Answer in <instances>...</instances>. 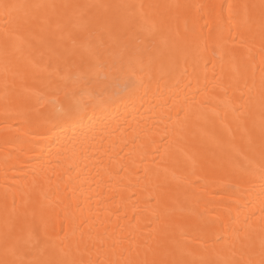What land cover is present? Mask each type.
Here are the masks:
<instances>
[{
  "label": "bare ground",
  "instance_id": "1",
  "mask_svg": "<svg viewBox=\"0 0 264 264\" xmlns=\"http://www.w3.org/2000/svg\"><path fill=\"white\" fill-rule=\"evenodd\" d=\"M0 2L58 6L46 10L53 45L71 48L61 41L67 33L102 31L107 77L85 86L95 99L76 121L54 119L76 89L64 84L49 47L16 51L0 15V260L6 222L22 240L29 231L35 238L20 245L24 261L224 264L247 259L249 247L260 259L264 0ZM243 5L257 6L251 24ZM145 48L151 70L141 72L129 56L148 64ZM225 105L228 119L212 116ZM232 108L250 138L236 131ZM185 112L187 123L177 125Z\"/></svg>",
  "mask_w": 264,
  "mask_h": 264
},
{
  "label": "snow or ice",
  "instance_id": "2",
  "mask_svg": "<svg viewBox=\"0 0 264 264\" xmlns=\"http://www.w3.org/2000/svg\"><path fill=\"white\" fill-rule=\"evenodd\" d=\"M58 6L56 5H45V4H35L30 6H25L21 4L14 3H6L0 2V15L3 16L5 20V29L6 33L15 41H18L19 44L15 47L16 51H22L24 47L28 49H33L34 44H40L49 47L51 52V56L55 59L56 69L57 71H63L64 75L61 77L64 84L67 86L71 84L74 89L71 97L69 98V102L62 106H58L56 109V114L54 119L62 120L65 122L68 121H76L79 117L80 113L85 111L90 103L95 99L93 95L87 90L85 87L87 84L91 82H101V80H107V77L101 78L100 72L102 70L103 65L100 63V57L102 53L99 51V42L102 39L103 32H93L87 31L86 34L80 38L73 36L71 33H67L66 36L61 37V41L67 39L71 42V48L66 47L62 42L52 44L49 39L52 29H53V17L48 15L47 9L55 10ZM63 8L68 7H78V6H69L63 5L59 6ZM177 8L187 7V6H175ZM244 10L245 22L248 24L253 23L254 19V10L256 9V5H243L241 6ZM260 16H261V38L264 39V3L260 6ZM25 8H30L33 11L24 12L21 14V10ZM62 17L57 16L55 18V27L56 29H60L62 27L61 24ZM77 49L82 50L81 54H77ZM145 52L149 53V63L145 64L140 56H129V63L133 62V60L139 65V70L141 72L150 71L151 70V52L150 49L145 48ZM123 56V54H122ZM51 81H49L48 85L50 86ZM41 99H44V95H40ZM85 98H87L88 102H85ZM53 104H57V101H51ZM224 102L222 101L221 104ZM231 114L233 119L237 123L236 131L243 133L244 135L251 137L253 133V129H250L246 126L243 120V113L238 108H232ZM212 116L220 121H224L228 119L229 110L227 105H225V110L223 113L217 111L215 108L212 109ZM204 119L207 123L215 126V119L210 120L206 113H202L199 117ZM188 121V113L185 112L184 117L181 119L177 118V125H185ZM232 132L231 129H229ZM260 173L262 181H264V122L261 124L260 128ZM75 145H73V148ZM251 150V144L249 145ZM248 165H251L252 160L248 159L245 156ZM195 164V161H193ZM261 196H264V182L261 185ZM264 211V209H262ZM70 215V212L66 213ZM191 227H198V225L191 224ZM6 232H5V259L0 260V264H69V262L58 260L56 258H49L46 260L33 259L24 261L17 257V252L20 250L21 243L34 246V236L31 231L28 232L27 239H23L21 237L15 236L14 226H10L6 222ZM244 239H247L245 237ZM237 240H239L243 244V240L239 235H237ZM248 253L247 259H241L237 261L226 260L224 264H264V240L260 243V259L257 261L252 258L251 248L246 249ZM16 257L14 259H9L8 257ZM71 264H76L75 261L71 262ZM144 264H148L147 261ZM155 264V262H152ZM173 264H181L179 261L173 262Z\"/></svg>",
  "mask_w": 264,
  "mask_h": 264
}]
</instances>
